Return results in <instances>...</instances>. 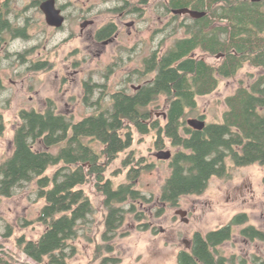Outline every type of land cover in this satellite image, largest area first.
Here are the masks:
<instances>
[{"label": "trees", "instance_id": "obj_1", "mask_svg": "<svg viewBox=\"0 0 264 264\" xmlns=\"http://www.w3.org/2000/svg\"><path fill=\"white\" fill-rule=\"evenodd\" d=\"M180 4L208 8V16L195 22L192 36L180 39L170 47L159 62L146 61V71L154 77L129 93L120 89L110 95V104L102 105L101 91L93 101L94 91L101 85L83 82L84 102L95 111L74 119L58 113L54 103L47 101L44 111L22 108L19 124L13 134L11 155L0 163V199L14 196L24 184L34 182L36 199L43 205L35 222L44 229L37 239L21 234L15 238L19 252L35 264H67L77 252L73 243L92 222L94 206L84 185L92 183L102 196L105 213L102 217L103 244L94 250L99 264H116L118 258L107 256L114 251L112 240L127 214L137 220L146 215L137 210V203L150 201L135 188L141 159L131 151L122 158L127 181L114 185L105 172L118 155L131 147L134 130L140 134L153 132L157 148L168 139L180 147L171 155L169 176L165 179L159 199L176 205L184 194L201 193L212 176L227 175L225 160L230 157L236 166L264 164V11L261 2L252 0H179ZM224 19L223 26L207 30L214 20ZM208 55L223 53L214 65L192 55L196 48ZM263 69L248 86L240 85L225 97L226 109L219 123H207L201 130L185 126V111L196 107V97L213 92L220 78L233 77L243 65ZM33 70L46 68L43 61ZM160 95L167 98L166 119L153 118L148 107ZM183 128V132H182ZM4 121L0 114V134ZM94 142L100 143L96 149ZM61 146L57 152L51 148ZM56 167L51 175L46 171ZM162 212V208L158 213ZM247 222L246 214L235 215L227 224L203 233H195L190 252L181 251L176 264H234L233 259L218 253L217 246L230 239L232 227ZM143 230L149 223H141ZM81 232V233H80ZM8 235V232L6 233ZM240 234L251 240L264 241V232L252 225L241 228ZM86 236L85 234H82ZM105 253V254H104ZM255 257V256H254ZM244 263V261H241ZM254 262H258L254 259ZM0 264H19L14 255L0 251ZM23 264V263H20Z\"/></svg>", "mask_w": 264, "mask_h": 264}, {"label": "rangeland", "instance_id": "obj_2", "mask_svg": "<svg viewBox=\"0 0 264 264\" xmlns=\"http://www.w3.org/2000/svg\"><path fill=\"white\" fill-rule=\"evenodd\" d=\"M153 10L154 5L148 3L147 22L141 24L142 31L141 35L139 34L143 46L142 54L145 55L150 53L160 39V34L153 40L149 38L152 34L150 32L161 25ZM70 12H74L73 7ZM74 18L75 16L67 22L63 30L56 33L35 25L29 31L31 38L13 42L9 50L29 47L27 62L8 58L4 54L5 49L0 48V114L4 121V131L0 134V163L12 153L13 134L19 124L17 113L20 109L34 108L44 111L47 101L51 100L58 113L81 119L95 111L94 106L84 102V81L89 80L101 85V88L94 91L93 101L103 91L105 96L102 105H109L110 95L115 91L126 88L129 93H133L130 84H137L154 76V73H146L138 77V71L144 67L141 56L138 55L134 61H127L128 53L117 50V43L107 47L98 59H84L86 51L83 45L76 37L69 36L74 27ZM183 34L180 30L177 37ZM139 35L119 38L118 43L130 46ZM173 40H166V46L171 45ZM117 52L118 58L114 57ZM196 53V56L203 57L214 65L222 60L221 57L205 54L200 49H197ZM37 60H43L46 68L33 70L31 67ZM262 72V68L246 62L233 77L220 78L213 92L196 97V107L185 111L183 120L186 122L188 118L203 115L206 124L221 122L226 109L225 97L240 85L248 86ZM166 107L167 98L160 95L149 105L148 110L153 118L163 121L162 117L157 116L161 115ZM133 132V144L118 155L107 168L105 175L114 185L127 181V169L122 168L121 161L132 151L136 158L142 161L134 181L135 188L151 197V200L136 204L137 210L146 215L144 218L139 221L134 213L127 214L118 229V234L112 240L114 251L106 254L118 258L119 262L116 264H176L178 251L187 249L184 240H189L194 231L206 233L217 229L227 224L235 215L242 213L247 216L245 225H253L264 232V164L236 166L232 159L227 157L226 176L210 177L201 193L184 194L179 197L176 205H170L162 203L159 199L162 185L171 171L170 159H158L155 154L159 150H169L173 154L180 147L173 146L165 138L164 145L157 148L153 132L145 135L135 130ZM64 144L51 150L57 152ZM94 146L96 149L101 148V144L97 142H94ZM55 168L49 167L46 174L51 175ZM83 187L94 206L92 222L85 225L80 236L73 241L77 252L68 259L67 264H99V260L94 257V250L98 243L103 244L100 235L104 230L102 217L105 210L101 203L102 196L95 192L92 183ZM35 189V183L30 182L18 189L14 196L0 199V251L13 254L19 264L35 263L19 252L15 238L23 234L27 238L37 239L44 229L40 223L35 222L44 202L43 199H36ZM161 208L162 212L158 213ZM179 209L186 211L187 222L177 213ZM145 222L149 223L147 230L140 226ZM242 227L243 225L233 226L231 238L221 243L217 248L218 253L233 259L234 264H259L254 262L253 258L257 255L258 258L264 259V241L244 238L240 234ZM7 232L9 236H6Z\"/></svg>", "mask_w": 264, "mask_h": 264}, {"label": "flooded vegetation", "instance_id": "obj_3", "mask_svg": "<svg viewBox=\"0 0 264 264\" xmlns=\"http://www.w3.org/2000/svg\"><path fill=\"white\" fill-rule=\"evenodd\" d=\"M252 1L261 2L259 8L264 11V0ZM44 2H49V7L53 12L52 16L49 18L42 9V4ZM148 3L152 6L154 5V14L156 15V19L161 22V25L150 32L153 34V36L152 34L149 36L151 40L158 34H160V39L158 44L150 50V53L145 55L142 54L143 46L140 33L142 31L141 24L147 22ZM72 7L74 8L73 13L70 12V8ZM183 8L197 11L203 15L193 17L187 12H178ZM208 12L206 4L203 7H193L192 3L190 5L180 4L179 0H0V48L5 49L4 54L8 58L27 62L29 47L23 48L22 50H9V47L13 46L11 45L13 42L18 39L26 41L31 38L32 36L29 34V31L35 25L49 32H59L63 30L67 22L72 20V17L75 16V21L73 22L74 27L70 31L69 36L72 38L76 37L79 39L81 45H83L86 51L84 59H98L107 47L117 43L115 45L117 50L128 53L126 57L128 59L127 61H134L138 55L141 56L140 58L144 67L141 71H138V77L141 75L144 76L146 73H154L155 75L154 71H146V61L155 59L156 62H159L161 56L172 47L177 40L191 37L195 22L197 23L199 20L207 17ZM225 23L226 21L224 19L214 20L211 25L208 24L207 30H210L211 27L214 26H223ZM180 30H182L184 34L183 36L177 37ZM136 35H139L138 39L130 46L118 43L119 38H131ZM169 38L174 39L173 43L166 46V40ZM197 49L204 52L198 47L193 50L192 55L196 56ZM204 53L206 54V52ZM223 55V53H218L215 57L222 58ZM114 57L118 58V52ZM201 59L205 60L203 57H201ZM122 60H124V58ZM38 61L40 62L43 60L34 62ZM153 77H151V79ZM151 79L137 84H130V89L135 91ZM202 116L203 115H199L197 119L204 120ZM157 117H162L163 120H165L166 112L163 111L161 115ZM182 210L185 211L184 209ZM184 218H186L185 215ZM245 224L241 225L246 226ZM197 232L201 233L200 231H194L189 240H184L187 249H180L177 253V258L179 252H190L192 250L194 234ZM244 238L249 239L247 237ZM220 245H218L217 248ZM254 259H256L259 264H264V259L258 258L257 255H255L253 260Z\"/></svg>", "mask_w": 264, "mask_h": 264}, {"label": "water", "instance_id": "obj_4", "mask_svg": "<svg viewBox=\"0 0 264 264\" xmlns=\"http://www.w3.org/2000/svg\"><path fill=\"white\" fill-rule=\"evenodd\" d=\"M42 9L44 10V12H46V15L48 16V18L52 16L53 12H52V10L49 7V2H44L42 4ZM178 12H180V13H186L187 12L193 17H199V16L203 15L202 13H199L197 11H192V10H189L187 8H183V9L179 10ZM57 24H59V23H57ZM187 124H188L189 127L193 128V129L201 130L205 126V121L201 120V119H197V118H189L187 120ZM171 155H172V153L169 150H159L155 154V156L158 159H164V160L170 159ZM177 213L182 217V219L184 221H186V218H184L185 211L180 209V210L177 211Z\"/></svg>", "mask_w": 264, "mask_h": 264}, {"label": "bare ground", "instance_id": "obj_5", "mask_svg": "<svg viewBox=\"0 0 264 264\" xmlns=\"http://www.w3.org/2000/svg\"><path fill=\"white\" fill-rule=\"evenodd\" d=\"M186 124H187V120H186ZM188 125V124H187Z\"/></svg>", "mask_w": 264, "mask_h": 264}]
</instances>
